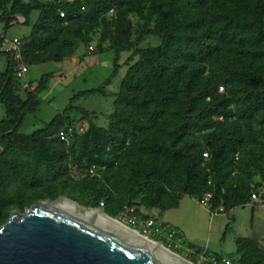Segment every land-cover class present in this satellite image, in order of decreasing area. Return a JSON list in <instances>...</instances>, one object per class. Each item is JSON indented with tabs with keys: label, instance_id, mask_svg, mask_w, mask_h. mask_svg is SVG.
Masks as SVG:
<instances>
[{
	"label": "trees",
	"instance_id": "16d2710c",
	"mask_svg": "<svg viewBox=\"0 0 264 264\" xmlns=\"http://www.w3.org/2000/svg\"><path fill=\"white\" fill-rule=\"evenodd\" d=\"M111 9L117 22L108 35L114 59L105 85L117 73L120 52L132 49L128 14L138 16L142 31L160 36L161 42L131 51L128 59H138L120 82L107 127L95 124L93 112L73 104L79 96L106 94L97 87L74 94L44 127L21 132L25 116L39 108V95L54 75H40L33 87L29 82L22 98L15 61L0 50L6 59L0 71V103L5 106L0 118V221L9 207L23 208L39 198L76 199L62 182L70 141L57 137L69 125L72 110L88 123L75 162L100 167L102 188L108 191L89 205L102 202L113 218L125 206L148 218L140 209L174 208L180 193L198 201L209 195L212 208L222 203L226 212L248 203L254 188L264 187V140H251L256 150L250 161L239 164L250 172L248 179L230 180L235 154L247 137L240 124L258 120L264 135V0H0V22L6 28L19 15L27 25L31 12L38 11L29 35L20 38L22 62L31 66L72 54L75 40H89L90 30ZM2 41L0 36V45ZM254 173L262 177L250 187ZM178 181L184 182L182 191L176 190ZM176 237L181 235L176 232ZM235 243L233 254L212 255L232 264H264L256 240L239 237ZM182 244L195 254L202 251Z\"/></svg>",
	"mask_w": 264,
	"mask_h": 264
},
{
	"label": "rangeland",
	"instance_id": "374dc122",
	"mask_svg": "<svg viewBox=\"0 0 264 264\" xmlns=\"http://www.w3.org/2000/svg\"><path fill=\"white\" fill-rule=\"evenodd\" d=\"M213 1H222V0H213ZM31 21H34L38 16V11L33 10L31 12ZM128 18L132 22V36L131 43L132 49L129 51H121L118 56V69L117 73L112 76V79L108 85H105L104 82L107 78L111 76L113 67L112 62L114 59V53L112 48L109 45L108 35L113 29L114 25L117 22L116 13L111 9L105 15V21L99 20L97 24L93 26L88 34L89 40L82 41L75 40L76 50L60 63H42L37 65H31L27 68L24 79L27 82L35 85V81L40 77V75L52 72L54 76L51 78L47 89H45L39 95L40 105L39 108L32 113H29L25 116L19 130L24 133H30L35 129L42 128L47 122H49L52 117L63 111L66 105L70 102L71 97L79 91L88 90L91 88L101 87L105 91L104 94H88L84 96H79L73 101L75 106L87 109L88 111L93 112L92 119L96 125L107 127L110 118L109 115L113 111V101L115 99V94L119 89L120 82L128 68L129 65L134 63L138 56H134L132 60H129L131 51L135 48H145L148 46L158 45L161 42V37L154 34L144 33L141 29L142 20L139 19L135 14H128ZM16 21V20H15ZM11 25L5 28V22H0V29L5 31L4 40H12L14 38H20L28 35L30 31V24H23L21 22H10ZM3 41L1 42L2 45ZM6 44V43H5ZM0 45V46H1ZM89 46H93V49L90 50ZM1 50V49H0ZM74 58V65L68 67V70L65 68ZM129 58V59H128ZM79 61V62H78ZM66 64V66H65ZM6 66V60L4 56L0 55V71L3 70ZM63 74V75H61ZM23 81V79H19ZM220 90L223 88L220 87ZM19 95L24 98L25 92L23 89L19 90ZM5 115V106L0 103V118ZM222 119V118H218ZM240 123L244 120L237 119ZM247 122L240 124V129L243 132H246L247 137L244 138V142L241 144L238 152L235 154V162L237 167L231 173L230 180L235 182L239 179L247 180L248 174L243 169L239 168V164L243 161H250L252 152L256 150L255 144L251 140L263 141L264 135H261V126L257 122H250L249 119ZM70 126L73 127V134L69 137V143L65 144V163L68 167L67 172L62 176V182L64 190L69 194L73 195L74 198L67 195H59L56 198H39L34 200L29 205L24 206L23 208L9 207L6 213V216L3 218V222L8 219L10 213L14 210L23 212L25 208L30 207L31 205L45 200H57L60 197H67L75 201L80 207L88 208L92 207L89 205L90 202L97 201L96 196L99 193L107 195L108 191L102 188V179L98 169L100 167L91 165V166H82L78 167L75 162V158L81 150V141L80 136L86 131L88 127L87 120L81 116L77 111H70L68 113V121ZM235 123L234 125H238ZM199 134V133H197ZM239 156V159H238ZM84 165V163H83ZM260 173H254L249 177L250 187L251 185L258 183L261 180ZM98 180V181H97ZM177 191H182L184 187L183 181H178L175 185ZM264 187H256L253 191H257L258 194L261 193ZM98 208L103 209L101 202ZM245 210L242 212L232 215L234 211L220 212L221 215L219 218H225L226 215H232L234 219L229 218L228 230L225 232L224 239H217L219 241L214 242L213 235L211 242L209 243L210 247L219 246L220 248L224 246H230L235 240L234 237L236 234H241L242 236H249L252 229L263 231L264 232V220H260L258 214L255 217L253 227L249 225L250 210L248 206L244 207ZM142 212H148L150 209H140ZM256 212V211H255ZM225 215V216H224ZM111 217V216H110ZM113 218V217H112ZM122 223H124L129 228L139 232L141 235H144L142 226L129 222L125 217H122V214L114 217ZM3 223L2 221H0ZM0 223V224H1ZM145 236V235H144ZM223 236V235H222ZM152 240H156L163 244L174 254L188 260L193 264H209L207 261V256L204 258L198 254L190 252L184 248H177L170 246L166 242L162 241L159 237L146 236ZM221 238V237H220ZM236 239V238H235ZM221 240V241H220ZM261 247L264 250V241L261 242Z\"/></svg>",
	"mask_w": 264,
	"mask_h": 264
},
{
	"label": "water",
	"instance_id": "95a60500",
	"mask_svg": "<svg viewBox=\"0 0 264 264\" xmlns=\"http://www.w3.org/2000/svg\"><path fill=\"white\" fill-rule=\"evenodd\" d=\"M0 264L185 263L58 198L10 213L0 225Z\"/></svg>",
	"mask_w": 264,
	"mask_h": 264
},
{
	"label": "crops",
	"instance_id": "0c3cea01",
	"mask_svg": "<svg viewBox=\"0 0 264 264\" xmlns=\"http://www.w3.org/2000/svg\"><path fill=\"white\" fill-rule=\"evenodd\" d=\"M36 19L34 21H31V16H30L29 24L31 27L32 24L36 21ZM14 22H22V18L17 17L16 21H13L12 23ZM31 27H30V31H31ZM4 35H5V31L4 30L2 31L0 29V36L3 37V41H5ZM20 38H14V39H20ZM60 62H62V60L53 63H60ZM75 62H74V58L71 59L70 62L68 61L67 66L65 64L66 66L65 68L68 70V67L74 65ZM180 194L181 197L176 207L169 208L163 211L160 210L159 208H152L148 212L146 211L145 212L150 217H154L159 222L163 223L164 225L178 232L181 235V239L185 244H192L194 246L201 248L202 251L199 254L201 256L203 255V252L206 251H208V253L211 255L212 253L213 254L216 253V254H221L223 256L227 254H233L235 252L236 250L235 241L230 246H224L222 248L216 245L212 246V248H209L210 247L209 243L211 242L213 233H214L213 235L214 242L219 241L217 239H222V240L224 239L225 230L226 231L228 230V225H229L228 217L234 219L233 216L236 213L245 210L244 209L245 206H248L250 210V217H249L250 226L253 227V223L255 221V217L257 214L258 216L262 217L260 218V220H264V203L262 204L250 200L248 203L227 210V211L233 210L234 211V213L232 214L233 216L230 214L226 216L224 215L225 218H219V216L221 215L220 212H213L209 210L207 207L203 206L196 198L190 196L189 194H184V193H180ZM239 237L253 238L254 240L257 241L260 248L263 247L261 244V242L263 243L264 241L263 231L255 230L253 228L249 236H242L241 234H236L233 240H236L235 238H239Z\"/></svg>",
	"mask_w": 264,
	"mask_h": 264
},
{
	"label": "built area",
	"instance_id": "2783aa9c",
	"mask_svg": "<svg viewBox=\"0 0 264 264\" xmlns=\"http://www.w3.org/2000/svg\"><path fill=\"white\" fill-rule=\"evenodd\" d=\"M62 15L63 14L61 13V16ZM17 17H20V16L16 15V18ZM21 45H22L21 39H12V40L3 41L0 49L9 53L13 57L15 61V75L18 79H23L22 82L20 81L21 89H25L29 87V83L24 79V74L28 66L22 62ZM89 49L92 50L93 46H89ZM72 134H73V127L68 125L60 129L57 132V137L61 140L68 141L69 137H71ZM250 200L263 204L264 203V188L262 189L260 194H258L257 191H253L251 193ZM199 202L203 206L207 207L209 210L213 212H225V209L222 203H220L217 207L212 208V204L209 200V195L203 196L199 200ZM101 205H102V202H101ZM120 214H122V217H125L129 222L142 226L143 233L145 236L148 235L152 237L162 238L164 240H167L173 247H177V248L181 247V248H184L192 252L191 250H189L182 244L181 238L176 237L175 230L159 222L154 217H148V218H143V219L139 218L135 214L134 207H128V206H125L123 210L120 212ZM203 256L204 255H202V257ZM206 256H207V261L209 264H232L230 260L225 257L218 259L214 255H206Z\"/></svg>",
	"mask_w": 264,
	"mask_h": 264
},
{
	"label": "bare ground",
	"instance_id": "6f19581e",
	"mask_svg": "<svg viewBox=\"0 0 264 264\" xmlns=\"http://www.w3.org/2000/svg\"><path fill=\"white\" fill-rule=\"evenodd\" d=\"M60 201L66 203L67 205L77 209V210H81L83 212H87V213H91L93 215H95L96 217L106 221V222H110L112 224H115L118 227H121L123 230H126L128 232H130L131 234L135 235L136 237H138L139 239L143 240L144 242L148 243L149 245H151L152 247L166 253L169 256H172L174 258H177L179 261L185 263V264H193L191 262H189L188 260L174 254L173 252H171L168 248H166L163 244H161L160 242L156 241V240H152L144 235H141L139 232L129 228L128 226H126L124 223H122L121 221H119L118 219L112 218L109 215H107L104 210L102 208H98V207H88V208H82L80 207L77 203H74L72 201H70L69 199L65 198V197H61L59 198Z\"/></svg>",
	"mask_w": 264,
	"mask_h": 264
}]
</instances>
